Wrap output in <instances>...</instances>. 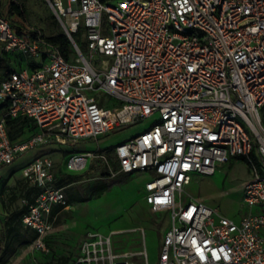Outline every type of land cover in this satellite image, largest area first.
Wrapping results in <instances>:
<instances>
[{"label":"built area","instance_id":"1","mask_svg":"<svg viewBox=\"0 0 264 264\" xmlns=\"http://www.w3.org/2000/svg\"><path fill=\"white\" fill-rule=\"evenodd\" d=\"M13 1L0 0V48L25 64L0 71V190L5 168L34 146L155 116L114 145L115 167L107 163L109 177L147 174L144 202L169 210L155 264H264V0H47L70 40L68 59L13 16ZM16 117L35 125L25 140L9 137L7 120ZM238 156L251 178L248 211L235 221L186 186L192 174H213ZM89 157L70 154L66 167L84 169ZM53 167L43 156L21 168L36 188L32 201L21 198V220L44 252L51 209L68 205ZM136 230L137 251L117 250L113 233L86 231L70 264H149Z\"/></svg>","mask_w":264,"mask_h":264},{"label":"rangeland","instance_id":"2","mask_svg":"<svg viewBox=\"0 0 264 264\" xmlns=\"http://www.w3.org/2000/svg\"><path fill=\"white\" fill-rule=\"evenodd\" d=\"M22 1L25 16L13 13L15 18L19 17L26 24L43 29L44 34L62 28L47 0ZM61 2L63 7L67 6V0ZM99 62V59H96L94 64L97 66ZM4 63L3 61L2 64ZM8 65L12 69L17 67L12 59ZM155 119L153 116L133 121L95 138L64 144H41L24 151L5 168L7 171L4 174L3 186L6 188L0 193V212H9L22 205V191L29 186V182L22 177L21 168L33 159L43 156L53 160L54 174L63 175L66 179L65 183L60 185L65 194L69 187L82 195L92 193L94 183L103 176V173L108 172L107 163L109 162L112 168L116 166L114 145L142 132ZM17 129L16 126L13 130ZM28 133L26 128L18 131L20 136H26ZM85 151H93L95 157L88 158L84 169L70 171L66 167L67 157ZM250 178L246 158L233 157L229 162L217 165L213 174H192L186 192L192 197L201 199L208 206L218 209L221 214L239 221L248 211L242 202V197L244 185ZM146 179L143 172L122 175L99 197L69 203L66 207L55 206L58 210L53 227L44 236L49 251L36 249L30 242L19 246L11 253L7 264H57L61 258H68L66 263L68 264L75 255L83 231L113 233L112 240L118 249H139L142 241L139 243L137 238L138 233L141 235V232L133 231L137 228H142L145 232L149 264H155L161 235L169 226L170 214L169 210L154 212L144 204L143 185Z\"/></svg>","mask_w":264,"mask_h":264},{"label":"trees","instance_id":"3","mask_svg":"<svg viewBox=\"0 0 264 264\" xmlns=\"http://www.w3.org/2000/svg\"><path fill=\"white\" fill-rule=\"evenodd\" d=\"M10 10L16 12V14L19 16H25V7L22 0L13 1L10 5ZM40 31L41 35L45 37L47 41L57 46L60 53L65 59L69 58L71 52V43L61 27H59L58 30H52L49 34H44L43 29H40ZM3 61L5 62V59L0 58V64H2ZM3 106L4 105L1 104L0 109H2ZM16 126L18 127V129L14 131L13 129ZM22 128H24V130L26 128V131H29L26 136L18 135V131L22 130ZM7 129L10 139L25 140L35 131L36 128L30 118L16 117L9 118L7 120ZM102 175L103 176L94 183L92 193L88 195H82L72 187L67 188V203L69 204L83 201L91 197H99L114 182L118 181L119 177H121L123 174H119L114 177H109L107 173H103ZM56 178L58 186L63 185L66 181L63 175H58ZM5 188L6 187L2 185L0 193ZM34 193H36V188L27 186L22 191V197H26L29 201H32ZM26 210L27 206L21 205L14 210L5 212L4 214L0 215V220L2 222V225L0 227V264H7L8 257L11 253H13L19 246H24L32 242L37 237V232L35 230L24 226V224L22 223L21 217L26 212ZM57 210V208L53 207L51 209V215L53 216ZM72 258L69 260V263L71 262ZM67 261L68 258H61L57 264H66Z\"/></svg>","mask_w":264,"mask_h":264},{"label":"crops","instance_id":"4","mask_svg":"<svg viewBox=\"0 0 264 264\" xmlns=\"http://www.w3.org/2000/svg\"><path fill=\"white\" fill-rule=\"evenodd\" d=\"M12 13H16V12H14V11H12ZM17 15V14H16ZM14 16V15H13ZM17 18H19V17H17ZM20 19V18H19ZM0 58H5V63L4 64H2L1 66H0V71H3L4 69H9L10 67H9V63H10V60L12 59L10 56H8V55H6V54H4L2 51H1V48H0ZM14 61V64L15 65H17V66H23L24 64H25V62H24V60H22L21 62H18V60H13ZM6 171L7 170H4V174L6 173ZM4 174H3V176H4ZM146 175V177H148L147 176V174H145ZM143 191H144V189H143ZM143 202H144V199H143ZM144 204L145 205H147L145 202H144ZM147 206H149V205H147ZM2 207V206H1ZM54 208H56V207H54ZM1 212H6V211H1ZM1 212H0V214H1ZM55 214H57V211H56V213ZM166 230V229H165ZM165 230H164V232H165ZM133 231H138V230H136V229H134ZM163 232V233H164ZM84 231L82 232V234H81V237L79 238L80 240L82 239V237H83V235H84ZM163 233H162V235H163ZM162 235H161V238H162ZM141 235L138 233V241H139V243L141 242ZM80 240H79V242H80ZM144 240H145V247H146V250H147V252H148V247H147V243H146V235H145V232H144ZM46 242V241H45ZM79 242H78V244H79ZM160 243H161V239H160ZM115 246V245H114ZM77 247H78V245L76 246V250H77ZM142 247V246H141ZM141 247L139 248V249H129V250H134V251H137V250H140L141 249ZM160 247V246H159ZM115 248L117 249V250H119V251H123V250H121V249H118L116 246H115ZM158 252H159V250H158ZM75 254H76V252H75ZM148 256H149V252H148ZM158 256V255H157ZM70 264V263H69Z\"/></svg>","mask_w":264,"mask_h":264}]
</instances>
